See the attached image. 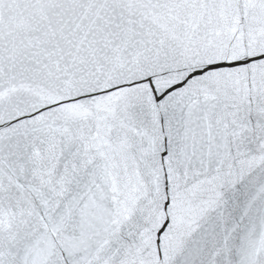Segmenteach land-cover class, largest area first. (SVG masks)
<instances>
[{"label":"snow or ice","instance_id":"snow-or-ice-1","mask_svg":"<svg viewBox=\"0 0 264 264\" xmlns=\"http://www.w3.org/2000/svg\"><path fill=\"white\" fill-rule=\"evenodd\" d=\"M0 264H264V0H0Z\"/></svg>","mask_w":264,"mask_h":264}]
</instances>
